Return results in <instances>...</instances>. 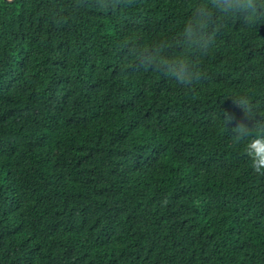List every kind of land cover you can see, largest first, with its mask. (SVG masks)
Masks as SVG:
<instances>
[{
  "label": "trees",
  "instance_id": "1",
  "mask_svg": "<svg viewBox=\"0 0 264 264\" xmlns=\"http://www.w3.org/2000/svg\"><path fill=\"white\" fill-rule=\"evenodd\" d=\"M200 2L0 0V264H264V176L231 140V97L264 116V25L217 29L188 88L121 48L175 43Z\"/></svg>",
  "mask_w": 264,
  "mask_h": 264
},
{
  "label": "clouds",
  "instance_id": "2",
  "mask_svg": "<svg viewBox=\"0 0 264 264\" xmlns=\"http://www.w3.org/2000/svg\"><path fill=\"white\" fill-rule=\"evenodd\" d=\"M136 3L137 0H75L74 6L91 5L115 13ZM233 19L239 20L246 29L264 25V0H202L192 6L191 15L175 43L164 37L148 44L129 39L121 44V48L136 71H159L188 88L200 79L198 58L206 56L214 46L217 29ZM231 98L243 110L245 118L232 128V143L242 148L252 172L264 176V116L250 101L249 95ZM222 115L227 129L233 117L227 112Z\"/></svg>",
  "mask_w": 264,
  "mask_h": 264
},
{
  "label": "water",
  "instance_id": "3",
  "mask_svg": "<svg viewBox=\"0 0 264 264\" xmlns=\"http://www.w3.org/2000/svg\"><path fill=\"white\" fill-rule=\"evenodd\" d=\"M11 1H13V0H11Z\"/></svg>",
  "mask_w": 264,
  "mask_h": 264
}]
</instances>
